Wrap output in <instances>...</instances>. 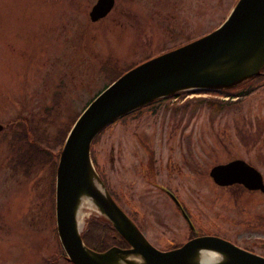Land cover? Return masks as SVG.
Wrapping results in <instances>:
<instances>
[{"label":"rangeland","instance_id":"rangeland-1","mask_svg":"<svg viewBox=\"0 0 264 264\" xmlns=\"http://www.w3.org/2000/svg\"><path fill=\"white\" fill-rule=\"evenodd\" d=\"M234 1L114 0L105 14L91 19L94 0H0V264H69L49 218L51 169L46 162L30 170L22 165L17 149L23 139L12 134L25 130L26 138L56 149L51 136L105 82L102 62L123 66L197 37L217 25ZM259 73L238 99L232 95L220 104L172 98L155 112L116 120L92 140L94 166L123 196L122 206L132 204L120 189L143 209L145 235L158 248L179 244L170 236L185 228L168 196L140 176L146 150L155 160L188 153L192 173L185 170L177 178L182 172L168 174L161 167L153 178L176 187L200 227L210 223L264 255L263 192L222 188L207 173L214 162L237 156L252 162L264 179V70ZM83 211L82 224L94 212Z\"/></svg>","mask_w":264,"mask_h":264},{"label":"water","instance_id":"water-1","mask_svg":"<svg viewBox=\"0 0 264 264\" xmlns=\"http://www.w3.org/2000/svg\"><path fill=\"white\" fill-rule=\"evenodd\" d=\"M114 0H94L88 17L98 19ZM264 65V0H235L208 31L145 57L127 67L89 99L63 136L54 173V223L64 257L71 264H264V255L214 234H195L168 248L146 239L112 198L93 167L90 143L105 125L152 99L180 90L227 89L257 74ZM208 173L217 183L239 179L264 192L260 171L239 157L215 163ZM244 174L246 179L240 177ZM87 196L94 212L125 241L101 249L82 239L79 198ZM173 196V195H171ZM175 202L178 201L173 196ZM212 251L202 261L198 252ZM200 254V253H199Z\"/></svg>","mask_w":264,"mask_h":264},{"label":"trees","instance_id":"trees-1","mask_svg":"<svg viewBox=\"0 0 264 264\" xmlns=\"http://www.w3.org/2000/svg\"><path fill=\"white\" fill-rule=\"evenodd\" d=\"M179 42H181V41H179ZM148 55H150V54L144 55V57L148 56ZM137 61L138 60L135 59L132 62L125 63L123 66H117L115 62H109V61L108 62H102L100 67H99L100 68L99 70H101V72L104 74V77L106 80L103 83L101 88H103L104 85L109 83L114 77H116L117 75L122 73L127 67L133 65ZM263 70H264V65L261 68V71H263ZM261 76H262V74L258 73V74L253 75V77H251L245 81H242V83L237 84L235 86L237 89L232 90L235 92H232L230 88L221 89L218 91L224 92L230 96L236 95V97H237L236 99H238L239 97H242L244 94L249 93L250 90L252 89L251 84L253 83V81L259 79ZM100 89H98V90H100ZM98 90H96L95 93H97ZM181 92L182 91H178V92L173 93V94L177 95V97L179 98V95H181ZM168 97H169V95L157 97L156 99H152L151 101L147 102L146 104L137 106L135 109L126 112V114L121 115L118 119H124L126 117H129L130 115H132V117H134L137 114H139L142 111L147 110V109L155 112V110L158 109L159 106L167 105L172 100V99H169ZM91 98H89V99H91ZM189 99H195V100H199V101L204 100V101L209 102V103H211V101H217L218 103L222 104V103H228L231 98H219V97H214V96L210 97V96H203V95H200V96L192 95L189 97H184L181 102L184 103V102L188 101ZM176 102H177V100H176ZM78 112L73 114L72 117L62 125V128H58V130H56V133H54L51 136V139L53 138V140L55 141V144L52 146L57 145V147H55L56 149L51 150L50 146L47 147L46 145L45 146L39 145V144L35 143V141H33L32 139L26 138L27 136H25V133H26L25 130H24V134L20 133V132L19 133L14 132L12 134L13 138H17L18 140L20 138L23 139L22 141H20V143H21L20 146H18V148L20 150L17 149V155H19L18 160H19V162L22 163V165H25L26 168L28 170H30L31 167L34 166V164H35V166H37V168H39V166L43 162H46L48 164V168L51 169V172H49V176H48L49 181H48V188H47V191H48L47 202H49L48 212H49V218L52 222L54 221V212H53L54 191H53V188H54V173H55L54 168H55L56 161H57L56 157L58 154V150L60 149L59 147H60L62 140L64 138L63 136L65 135L66 131L70 127L69 125L71 124L72 120L76 117V114ZM109 125H110V123H108V125H105V127H107ZM105 127H103L100 131H98L95 134L94 138L97 137L98 134L103 129H105ZM94 138H93V140H94ZM45 142H47V141H45ZM90 153H91V151H90ZM35 155L37 157H35ZM92 158H93V163H94V157H92ZM15 167L16 166L14 165L13 168H15ZM95 168H97V167H95ZM97 170H98V168H97ZM98 173H99V170H98ZM99 176L101 178H103L100 173H99ZM103 180L105 181L104 178H103ZM106 187H108V186L106 185ZM109 191H110L111 195L113 196V198L116 199L118 204H121L122 199L120 197H118L115 193H113V191L110 188H109ZM86 221L87 222L85 224V227L81 231L82 232L81 235H82L83 242L86 243L87 245L92 246L95 249L105 248V247H107L113 243L120 245V246L125 245V241L121 237L118 236V234L116 233V231H114V229L112 228V226L110 225V223L108 221H105L104 219H102L99 216L96 217L93 215L88 216ZM69 264H71V263L69 262Z\"/></svg>","mask_w":264,"mask_h":264},{"label":"flooded vegetation","instance_id":"flooded-vegetation-1","mask_svg":"<svg viewBox=\"0 0 264 264\" xmlns=\"http://www.w3.org/2000/svg\"><path fill=\"white\" fill-rule=\"evenodd\" d=\"M146 151H147V153L145 152L146 157L144 159H140L139 158V165L140 166H139L138 172H139L140 176H142L145 179V181H147L149 183L150 182L153 183V186L158 187V189L160 191H162L165 196H168V198L170 199V201L172 203V207L174 208V210H173L174 213H176L183 220V225H184L185 231H182L180 234H178V236H175V237L170 236L171 241L174 240V241L182 242V241L185 240V238H188L190 236H194L195 234H202V233H209V232L214 233L216 235L217 234H219V235L221 234V236L224 237V235H223L224 232L219 230V229H217V230L215 229L214 230V229L210 228L209 227L210 223L207 224L206 229H203L202 227H200L196 223L195 218L192 216V214H191V212L189 210V207L186 206L185 202L182 201V199L178 195V191H176V187L174 188V186L171 185L169 183V181H167L166 179L160 182L159 180H155L153 178V176H152L154 173L160 172L159 170H160L161 167H163L165 173H168V174H171V173H175L176 174L177 172H180V173L182 172V175H178V174L176 175L177 178H182V177H184L185 174L187 175V172H185V170L188 171V173L189 172L192 173L193 172V168H192L193 164L191 165V163H189L190 160H189L188 153L181 154V156H175V157H173L171 155H166V156L163 157V160H162L161 157L159 159L155 160L154 159L155 156H153V154L150 153L151 151L150 150L149 151L146 150ZM235 157H237V156H235ZM235 157H233V158H235ZM239 158L243 159V161H246L249 164L253 165L255 168H257L249 160L244 159L242 157H239ZM229 159H232V158H228V159H226L224 161H227ZM224 161L223 162L217 161V162L224 163ZM214 163H216V162H214ZM182 169H183V171H182ZM207 173H208V171H207ZM208 174H209L210 178L213 181V178L210 175V173H208ZM240 177L243 178V179H246L244 174H240ZM261 179L264 182V179H263V176H262V172H261ZM105 182H106V185L113 191V193H115L117 195V193H116L117 191L114 188L110 187L107 179H105ZM214 183H217V182L215 181ZM217 184L219 186H221L222 188L239 185L240 187L245 188L246 190L247 189L248 190L256 189V188H250L249 184L246 185L245 182H243V181H241L239 179H236L235 181L227 182L225 184H223V183H217ZM190 189L192 190L191 187H190ZM257 190H259L260 192H263L259 187H258ZM120 191H121V194L122 193L125 194L124 197H125L126 201H128L127 202L128 205L130 203L132 204L131 207L123 205L122 208L125 209L127 211V213H130V210H134L135 209L134 211H135L136 217H132V219H134V221L137 224V226L139 227V229L141 231H143V234L145 235V230H144L145 227H144V224H143V219H141V216L143 215V209H138L137 208V207H139L138 204L130 198V195H128V192L125 193L124 189H120ZM172 194L176 197V199L178 201V204L175 202L173 196H171ZM263 194H264V192H263ZM122 197L120 196L121 199H122ZM136 205H137V207H136ZM195 215L198 216V214H196V213H195ZM216 224H218L217 221L214 223V225L216 226ZM145 237H146V235H145ZM152 244H154V243H152Z\"/></svg>","mask_w":264,"mask_h":264},{"label":"bare ground","instance_id":"bare-ground-1","mask_svg":"<svg viewBox=\"0 0 264 264\" xmlns=\"http://www.w3.org/2000/svg\"><path fill=\"white\" fill-rule=\"evenodd\" d=\"M79 200H80L79 202L80 204H79L78 209L82 207V205L84 206L92 205V201L87 196H82L79 198ZM198 256H199V259L207 262V261L215 260L219 255H217L215 252H212V251H207V252L201 251V252H198Z\"/></svg>","mask_w":264,"mask_h":264}]
</instances>
